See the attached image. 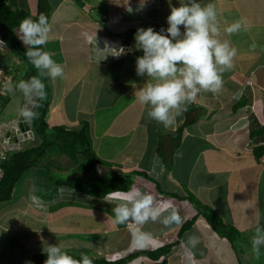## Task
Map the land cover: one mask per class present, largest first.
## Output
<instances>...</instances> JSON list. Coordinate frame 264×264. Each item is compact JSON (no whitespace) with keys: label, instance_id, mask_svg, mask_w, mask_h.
<instances>
[{"label":"crops","instance_id":"crops-1","mask_svg":"<svg viewBox=\"0 0 264 264\" xmlns=\"http://www.w3.org/2000/svg\"><path fill=\"white\" fill-rule=\"evenodd\" d=\"M7 1L14 9L28 10L33 19L38 16L39 0H35V10L31 6L34 0ZM197 2L215 4L220 39L229 41L231 47L237 49V55L233 68L223 74L222 90L217 94L201 92L195 102L188 105L187 111L176 118L175 124L165 128L147 117V106L137 99L138 90L143 88L147 77L138 76L136 72V60L143 51L136 48L135 34L139 28L153 27L157 32L162 28L166 30L171 6L179 7L180 0H144L142 9L141 0H47L51 31L43 50L64 68L63 78L46 77L50 96L48 122L70 128H79L82 122H88L93 149L99 158L112 163L108 168L123 174L145 171L160 187L163 184L164 191L179 190L177 193L182 196L161 194L156 187L157 201L164 195L181 202L189 201L185 198L186 187L241 233L233 244L211 225L209 230L203 226L206 231L197 227L199 219L204 218L199 216L168 256V264H203L188 257V246L207 237L215 250L220 248L222 251L227 247L225 242L232 247L242 245L243 231L252 239L255 228L264 226L261 206L264 164L255 157L257 143L250 135L253 119L264 125V0ZM241 18L247 20L249 30L241 29L231 35L224 31ZM16 33L18 36L19 28ZM109 40L113 42L110 44ZM122 43L128 46L129 53L116 60L112 56L114 52L105 48L116 49ZM0 56L3 64L13 66L5 64L8 71L17 73L13 86L23 80L27 67L18 63L6 47L0 49ZM14 91L18 90L13 88L9 95ZM245 98L248 100L246 105L234 109L239 100ZM36 169L26 171L30 178L28 195L22 193L23 197L15 200L14 193L11 200L0 205V226L5 232H20L24 242L18 241L26 246L25 251H32L33 257L42 253L47 244H61L66 251L80 254L81 247L86 249V242H90L89 235L95 234L99 235L98 242L94 246L96 249H89L90 255L113 260L127 251L154 249L178 239L177 234H170L174 228L165 229L162 219L152 227L146 223L137 228L128 226L131 221L116 223L112 208L133 189L145 191L142 178L151 181L139 174H136L138 179L134 180L130 191L117 192L122 197L111 202L106 200L107 197H93L68 186H50ZM204 173L209 174L207 179L201 178ZM54 187L62 188L57 189L58 193H49ZM223 197L227 200L223 201ZM168 204L180 215L176 204ZM246 210L255 214L249 222H244ZM196 213L195 206L193 216ZM225 216L229 218L225 219ZM5 217H8L6 223L11 220L8 225L2 223ZM21 218L27 220V226L16 222ZM71 218L79 219L78 224L69 222L70 227L66 228V222ZM193 227L196 229L192 231ZM190 232L193 235L188 242L185 238ZM110 233H113L112 239L107 242ZM165 234L171 240L168 241ZM100 244L105 247L101 248ZM208 246L205 244L206 249ZM239 252L245 256L249 254L244 248ZM140 260L131 264H153ZM209 261L206 264H222L220 259Z\"/></svg>","mask_w":264,"mask_h":264},{"label":"clouds","instance_id":"clouds-1","mask_svg":"<svg viewBox=\"0 0 264 264\" xmlns=\"http://www.w3.org/2000/svg\"><path fill=\"white\" fill-rule=\"evenodd\" d=\"M143 5L144 0H141V9ZM217 16L214 3L202 5L197 0H180L179 7L171 6L166 30L162 28L157 32L153 27L137 30L136 48L142 50L143 55L137 57L136 72L138 76L147 77L143 88L138 90L137 99L140 104L147 106V117L150 120L169 128L175 124L177 117L187 111L188 105L195 102L198 94H217L222 90L223 74L233 68L237 49L231 47L229 41L220 39ZM249 27L247 20L241 18L224 31L231 35L241 29L247 31ZM50 31L51 25L44 14L36 19L26 17L19 24L18 37L26 47L25 56L37 69L38 75L8 87L9 92L13 88L20 91L26 102L19 109L23 119L19 121L18 127L24 122L31 127L30 122L38 118L39 113L35 111L41 106L38 101L47 98L46 85L41 78L55 80L64 76V68L42 48L48 42ZM3 43L0 41V44ZM105 49L116 53L114 56L125 52L123 47L119 50ZM7 96H10L9 93ZM112 212L118 224L131 221L139 225L148 221L156 222L161 217L165 226L181 222L174 206L161 205L150 193L135 189L117 203ZM251 245L253 253L259 256L264 247V226L255 228ZM43 252L47 256L44 264H93V259L87 253H80V258L76 259L61 244H47Z\"/></svg>","mask_w":264,"mask_h":264},{"label":"trees","instance_id":"trees-1","mask_svg":"<svg viewBox=\"0 0 264 264\" xmlns=\"http://www.w3.org/2000/svg\"><path fill=\"white\" fill-rule=\"evenodd\" d=\"M48 7L47 0H39L38 16L44 14L49 19L50 11H48ZM26 17H31V13L28 10L14 9L7 0H0V38L4 41L6 49L27 67L23 80H28L32 76L38 75L37 69L25 56L26 47L16 33L20 22ZM0 64H3L2 61H0ZM4 67L6 68L7 66L4 65ZM6 70L8 69L6 68ZM41 79L46 85L47 98L43 101H38L41 105L38 109H35L39 113L38 118L30 122L35 137H38L40 142L22 149L8 151L5 159L0 160V205L12 199L17 183L27 170L39 167L44 168V166L46 173L54 181L55 185L68 186L93 197L105 198L112 192L130 191L134 183V180L129 176L130 174L118 172L117 174L108 175L103 173V169L101 173L96 167L112 166V163H108L99 158L93 149L91 127L88 122H82L79 128H70L64 124L51 125L48 122L47 114L50 96L47 78L42 77ZM0 99L1 107L3 108L9 101L10 96L0 95ZM247 102L248 100L246 98L239 100L234 106V109L245 106ZM252 124L250 135L252 138H255L257 143V146L254 148V154L260 160L264 154V147L260 144L264 141V125H259L256 119H253ZM52 153L70 157L78 171L87 172L91 176V184L86 185L72 178H59L54 180L49 172V166L53 162L50 164L49 162L45 163V160ZM135 173L155 182L160 193L182 198L177 192L164 191L145 171H136ZM184 188L187 191V197L185 198L195 204L197 213L181 225L177 233L178 239L154 249L142 248L139 250H131L115 260L89 255L93 259V264H131L140 258H145L153 264H168V256L180 244V238L184 236L185 232L191 229L199 216L206 218L219 235L226 237L234 244L241 234L239 229L230 223L224 222L222 217L213 208L200 202L195 194L190 192L186 187ZM9 245L11 249H26V246L15 237L9 239ZM68 253L76 259L80 258V254ZM46 259L47 256L44 252L36 253L31 264H44Z\"/></svg>","mask_w":264,"mask_h":264},{"label":"rangeland","instance_id":"rangeland-1","mask_svg":"<svg viewBox=\"0 0 264 264\" xmlns=\"http://www.w3.org/2000/svg\"><path fill=\"white\" fill-rule=\"evenodd\" d=\"M32 8L33 10H35V0L34 2H32ZM0 59H1V56H0ZM18 63H22L20 62L18 59H17ZM7 64V63H5ZM4 64V65H5ZM9 67H12L9 63L7 64ZM17 73H11L12 75V82L8 84V86H13V82L16 78V75ZM25 100L23 101V95L20 91H14L11 93L10 95V99L9 101L6 103V105L0 110V146L2 145V148H3V145H4V142L2 141V138H3V135L5 133H8V129H11L12 127H14L15 125H18L19 124V121H21L23 119V117L19 114V109L20 107L23 106ZM26 103V102H25ZM80 127V126H79ZM20 128V127H19ZM21 129V128H20ZM8 130V131H7ZM27 130H29V128L27 127ZM21 131H25V128L22 127ZM20 130H16V132L12 133L10 132V135L8 138V141L10 140L11 143H14V146L15 148H19V149H22L24 147H28V146H32V145H35L37 143L40 142V139L38 137H35V134H34V139L32 138L33 135L29 136V138H27V136L23 137L22 133L20 134ZM6 138V137H5ZM13 148V147H12ZM3 151L5 152L4 148H3ZM49 158V159H48ZM46 160H45V163L49 162V164L51 162L54 161V164H51L49 166V172L52 176V178L54 180L56 179H66V178H72V179H75L79 182H82L83 184H91L92 182V179H91V176H89V174H87V172H80L77 170L75 164L73 163V161L70 159V157H68L67 155H62V154H58V153H52L51 155H49ZM48 160V161H47ZM47 167V166H46ZM100 172L102 173V169L105 168V171L103 172L104 174H108V175H112V174H117L114 170H112L111 168H108L109 166H96ZM45 166L44 168L43 167H39L38 169H36L37 173L40 175V177L43 178V180H47L46 182L48 183V185L52 186L54 185V181L48 176L47 177V174H46V171H45ZM29 176V172H26L25 174H23V176L21 177V179L19 180V182L17 183L16 185V188H15V191L14 193L15 194V200L18 199V197H23V194H27L28 195V192H29V189L30 188V178H28ZM131 177V179L133 180H136L138 179V176L136 174H130L129 175ZM207 177H209V174L208 173H204L201 178L202 179H207ZM143 180H141L143 183H144V187H146L145 191L143 192H147V193H150L151 195L154 196L155 198V201L161 205H164V204H168V203H174L177 205V207L179 208L180 210V217H181V222L180 223H174V224H171V225H168L166 226L165 229H172L170 232V234L172 235H175L177 234V232L179 231L180 229V226L186 222L188 219H191L194 212H195V205L193 203H191L190 201H180V200H176L171 198V197H167V195H164L162 196V199L157 201L156 197V193L155 192V189H156V183L155 182H151V181H147L145 180L144 178H142ZM57 186V185H56ZM163 186V184L161 185V187ZM38 188V187H37ZM62 187H54L53 189H50L49 193H58L57 192V189H61ZM175 191H179V190H175ZM162 194V193H161ZM181 194V193H179ZM118 197H122L121 194H113V196H107L106 200L107 201H116V199ZM35 198H37V196H35ZM223 201H226L227 199L225 198L224 200V197L222 198ZM38 201V200H37ZM26 202V201H25ZM37 203V202H36ZM5 206H7L8 204H4ZM33 206V205H32ZM227 210H228V207L227 205L225 204ZM262 208H263V212H264V201L262 203ZM26 207V206H25ZM38 209V208H37ZM225 209V208H223ZM40 210V209H39ZM183 213H184V217L183 216ZM254 213H251L250 214L247 212V210L244 212V215L245 218H244V222H249L250 220H252L254 218ZM2 213H0V217ZM15 217V216H14ZM203 217V216H202ZM236 217V216H235ZM7 218L8 217H5L4 220H3V224H9V222H11V220H9L7 223ZM33 218V216L31 217ZM74 218V217H73ZM71 218V221L70 220H67L66 222V228H69V222H74V224H78L77 222L79 221V219H76L78 221H74V219ZM228 219L229 217L228 216H225V219ZM161 219H163V217H161ZM242 218L240 217V220ZM159 221V220H158ZM18 224L20 225H25L27 226L28 222L27 220H25V218H21L20 220H17L16 221ZM243 222V221H241ZM80 224V222H79ZM146 224L150 227L154 226L155 222H152V221H148L146 222ZM23 225V226H24ZM137 225L138 224H134V226H136L137 228ZM197 227H200L202 230L206 231L203 226H205L206 229H210L209 227V222L206 220V218H200L198 223H197ZM128 226H132L129 225L128 223ZM161 230H163V228L160 226ZM146 229V227H144V230ZM196 227H193L192 231L195 230ZM153 229L151 228L150 229V233H152ZM18 234V235H17ZM246 231H243L242 235H245L243 237H241V243L242 245L240 244V246H237L235 244V247H232L230 246V244L228 242H225L224 244H226L227 247H224L222 249V251L220 250V248H217V250H215L213 248V245L210 244V241L207 237H203V239H199L195 245L193 246H188V249H187V255L188 257H194V259L196 260V262L198 263H203V264H206L207 262H210L209 260L213 259V261H217L218 259H220L222 261V264H264V247L261 248L260 250V254L259 256L255 255L252 251V245H251V238L246 235ZM113 235V233H110V237L108 238V236H105L104 238H108L107 239V242H109V240H111V236ZM192 232L190 233H187L186 234V241L190 242L191 241V237H192ZM17 236V237H16ZM166 238L169 240H171V237H168V234H165ZM171 236V235H170ZM11 237H15L17 238L18 240L20 239L22 242H24V240H22V238L20 237V232H17L16 234L14 233H10V232H5V230L0 226V264H13V263H17V264H26V262H31L33 256L31 255L32 251H25V250H21L19 248H15V249H11L10 248V245H9V239ZM94 237V238H93ZM97 237H99V235L97 236L96 234L95 235H89V238L90 239V242H86V249H81L79 250L80 252L79 253H87L88 255L92 254L91 251L89 249H96L95 246V243L98 242V240L96 241ZM173 239H176V238H173ZM184 239V240H185ZM188 239V240H187ZM181 240V239H180ZM209 242H208V241ZM239 240V239H237ZM163 242V240H161ZM160 242V240H159ZM91 243V244H90ZM205 244H209L208 248L206 249L205 247ZM91 245V247L89 246ZM100 246L101 248H104L105 245H98ZM150 246V245H149ZM246 246V247H245ZM149 248V247H148ZM242 248H244L245 251L249 250V254L248 256H245V255H241L239 250H242ZM176 249V248H175ZM174 249V250H175ZM76 251V250H75ZM74 252V251H72ZM129 251L126 252V254L128 253ZM74 253H78V252H74ZM33 254V253H32ZM234 254V255H233ZM123 255H125V252L123 253ZM103 257H106V256H103ZM239 257V258H238ZM143 259L142 262H145V263H151L149 260L145 259V258H141ZM237 259V260H235ZM239 259V260H238ZM208 260V261H207ZM136 262H141L140 259H137ZM216 264H218L216 262Z\"/></svg>","mask_w":264,"mask_h":264},{"label":"built area","instance_id":"built-area-1","mask_svg":"<svg viewBox=\"0 0 264 264\" xmlns=\"http://www.w3.org/2000/svg\"><path fill=\"white\" fill-rule=\"evenodd\" d=\"M0 41H3L1 38H0ZM4 42V41H3ZM113 41L112 40H109V43L111 44ZM5 47V43L3 44H0V49ZM120 47H123L125 49V52L124 54L120 55V56H114V54L116 53H113V58L118 60V59H122L125 55H127L129 53V48L126 44L122 43V44H119L118 47L116 48V50H119ZM12 82V75L11 73H9L8 70H6V68L4 67L3 64H0V95L2 96H7L9 91H8V84ZM0 107H1V99H0ZM27 122H24V125L26 124ZM26 127V125H25ZM10 131H12V133L16 132V130H20V132L22 133L23 137L27 136V138H29V136L33 135L32 138L34 139V132L32 130L31 127H29V130L25 129V131H21V129L18 127V125H15L14 127H12L11 129H8ZM20 133V134H21ZM6 135H3V138H2V141L4 142V145H3V148L5 150V152L3 151V148H2V145L0 146V160L2 159H5V157L7 156V152L8 151H13V150H18L17 148H15L14 146V143H11V141L8 139L5 138ZM263 147H264V141H262L260 143ZM13 147V148H12ZM260 161L261 163L264 164V154L261 156L260 158ZM132 226L134 227V222L131 223Z\"/></svg>","mask_w":264,"mask_h":264},{"label":"water","instance_id":"water-1","mask_svg":"<svg viewBox=\"0 0 264 264\" xmlns=\"http://www.w3.org/2000/svg\"><path fill=\"white\" fill-rule=\"evenodd\" d=\"M25 125H26V127H25ZM25 125H24V123H21L20 124V128L22 129V127H24L25 129H27V127L28 128L30 127L28 123H26ZM9 135H10V131H8L6 137H9ZM6 139H8V138H6Z\"/></svg>","mask_w":264,"mask_h":264}]
</instances>
